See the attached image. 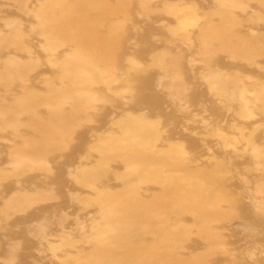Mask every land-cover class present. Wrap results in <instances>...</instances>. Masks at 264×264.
<instances>
[{
	"label": "rangeland",
	"instance_id": "obj_1",
	"mask_svg": "<svg viewBox=\"0 0 264 264\" xmlns=\"http://www.w3.org/2000/svg\"><path fill=\"white\" fill-rule=\"evenodd\" d=\"M0 264H264V0H0Z\"/></svg>",
	"mask_w": 264,
	"mask_h": 264
}]
</instances>
